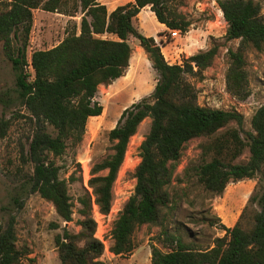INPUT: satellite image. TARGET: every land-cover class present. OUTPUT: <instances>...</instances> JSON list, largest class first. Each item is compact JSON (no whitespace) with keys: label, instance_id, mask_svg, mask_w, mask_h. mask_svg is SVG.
I'll use <instances>...</instances> for the list:
<instances>
[{"label":"trees","instance_id":"trees-1","mask_svg":"<svg viewBox=\"0 0 264 264\" xmlns=\"http://www.w3.org/2000/svg\"><path fill=\"white\" fill-rule=\"evenodd\" d=\"M181 1L132 0L109 11L99 0H0V44L15 72L17 98L33 124L28 151L23 152L33 172L23 190L51 201L64 221L73 220L75 203L69 181L60 176L55 157L81 143L89 117L103 113L104 107L96 99L99 87L127 74L133 54L130 37L139 41L152 68L159 72L154 92L125 108L109 131L111 152L94 163L88 189L78 197L79 231L64 227L55 236L61 264H108L103 260L106 245L97 236L94 213H110L114 184L129 143L147 118L151 124L139 146L141 160L134 171L135 190L111 227L109 251L129 254L135 249L133 238L138 228L165 226L173 204L171 188L181 182L178 168L185 146L195 138H206L200 144L202 162L193 167L198 182L220 195L230 182L255 179L259 192L248 198L233 226L222 224L225 233L210 248L193 247L180 235L163 230L170 246L164 250L153 244L152 264H264V105L252 117V130L243 136V114L199 104L196 87L189 80L204 77L218 56L219 43L185 57L181 64H172L156 39L144 35L133 21L142 8L150 6L160 23L185 34L192 23L176 8ZM260 5L255 0H219L227 22L226 38L239 40L236 49L227 50L226 85L240 100L251 94L246 51L250 47L264 48ZM35 9L69 16L80 12L82 17L79 32L76 26L59 44L34 51L29 61L27 49ZM106 34L115 38L104 37ZM7 127L8 121L0 119L1 136ZM246 148L250 152L248 160L235 162ZM185 172L189 173V167ZM70 181H74L73 175ZM249 204L253 214L246 227L241 219ZM17 241L15 222L10 221L0 231V264L20 262L24 252Z\"/></svg>","mask_w":264,"mask_h":264},{"label":"rangeland","instance_id":"rangeland-1","mask_svg":"<svg viewBox=\"0 0 264 264\" xmlns=\"http://www.w3.org/2000/svg\"><path fill=\"white\" fill-rule=\"evenodd\" d=\"M123 1L127 0H116L115 3ZM255 1L261 4L264 15V0ZM175 6L192 23L185 34L172 37L171 29L164 31L156 16L150 12L140 14L139 20L134 18V24L144 35L154 37L161 46L162 41L166 42L167 47H172L173 43L177 46L178 54L175 58L170 57L166 50L172 64H181L185 57L208 49L214 42L219 43L218 56L214 64L207 68L204 77H189V80L196 87L199 104L242 113L244 116L242 135L245 136L246 131L252 130L251 120L254 113L264 105V48L257 50L250 47L246 51V69L251 94L247 99L240 100L228 91L226 85L227 50L229 47L236 49L239 40L226 38L227 22L220 9L219 0H182L181 4L177 2ZM81 17L80 12L75 16H69L35 9L27 49L28 60L30 61L34 51L49 49L59 44L76 26L79 32ZM104 37L115 38L111 34ZM129 42L133 47V54L127 71L128 83L114 93L108 91L107 87H99L96 99L103 105L104 110L102 116L97 118L98 123L87 122L82 142L77 146H69L65 154L55 157L57 165L60 166V176L69 181V193L75 203L71 222L64 221L53 203L41 197L39 193L23 190L24 183L33 172L32 164L25 163L23 158V152L26 154L29 148L33 124L27 116L29 115L27 109L17 98L15 72L0 44V119L8 121L5 135L0 134V231L10 221L15 222L17 246L24 252L18 264H61L58 260L55 236L62 233L64 227L71 231H79L78 197L88 189L87 182L94 163L101 161L111 152L109 131L115 127L125 108L154 92L159 72L152 68L153 66H149L139 41L130 37ZM28 70L31 71L32 68L28 67ZM150 124L151 119H145L138 132L131 138L125 161L114 184V201L110 213L108 215L94 213L98 222L97 235L106 245L103 257L108 264H149L147 258L153 244L164 250L169 249L170 244L166 241L163 230L180 235L193 247L210 248L217 237L224 235L222 224L237 221L243 208L248 204V198L259 192V189L255 188L257 183L255 179L230 182L220 195L207 190L198 182L193 168L202 162L200 144L207 139L195 138L185 146L178 168L181 182H177L171 188L173 204L165 226L151 228L144 225L135 231L133 239L137 260L126 259L130 258L135 249L130 254L122 255V258L108 260L109 247L112 244L111 227L134 193L136 185L134 171L141 160L139 146L149 132ZM49 129L53 132L52 127ZM249 156V149L246 148L235 162L247 161ZM188 167L189 173L186 174L185 169ZM72 175L74 181H70ZM226 209L234 212L233 220H228ZM252 214L253 206L249 204V209L241 219L243 226L251 224Z\"/></svg>","mask_w":264,"mask_h":264},{"label":"crops","instance_id":"crops-1","mask_svg":"<svg viewBox=\"0 0 264 264\" xmlns=\"http://www.w3.org/2000/svg\"><path fill=\"white\" fill-rule=\"evenodd\" d=\"M99 1H100V3L106 4L107 7H108V10H109V11H112V10H114L117 6L122 5V4H125V3H128V2H131L132 0L123 1L122 3H115L116 0H99ZM143 12H146V13L150 12L151 14L155 15V13L151 10L150 6H146V7L142 8V10L140 11V13L137 15L136 19L139 20V15L142 14ZM160 25H161V27L164 29V31L168 29V27H167L165 24L160 23ZM156 41H157V40H156ZM167 41H168V40H167ZM162 42H163V43H162L163 46H161V49H162V52H163L165 58L169 61V58H168V56H167V54H166V50H168V53H169V56H170V57L175 58L176 55L178 54V53H177V50H178L177 46H175L174 43L172 42V43H173V46H172V47H167V46H166V42H165V41H162ZM168 42H169V41H168ZM139 48H140V47H139ZM180 50L182 51L183 49L180 47ZM144 56H145V58L147 59V61H148V63H149V66L151 67V66H152L151 61L148 59V57H147L146 54H145ZM170 63H173V62H170ZM127 75H128V74H126L125 76H121L120 78H118V79L115 80L112 84H110V85H108V86H104V85H101V86H103V87H107V88H108V89H107L108 91H110L111 93H114V92H116V91L122 89V87H124V86L128 83ZM158 77H159V74H158ZM157 81H158V80H157ZM118 82H119V83H118ZM117 83H118V84H117ZM102 114H103V113H102ZM102 114H101V115H98V116H91V117H89L88 122H89V123L92 122V124H97V123H98V119H97V118L101 117ZM249 180H252V179H249ZM226 210H227V209H226ZM226 210H225V212H226V214H227L228 220H233V218H234V212H231V211H228V210L226 211ZM227 222H228V221H227ZM235 223H236V221H231V222H228V223H226V224H227V226H233ZM109 253H110V256H109V259H108V260H110V261H111L113 258H115V259H116V258H117V259L122 258V257H121L122 255H115L114 253H112V252H110V251H109ZM131 253H132V252H131ZM129 254H130V253H129ZM135 256H137L136 249H135L134 252L131 254L130 258H126V259L131 260L132 258H134V260H137V257L135 258ZM147 259H148V261H149V264H150V263L152 264V261H151V252H150V251H149V255H148V258H147ZM103 260H105L104 257H103ZM140 260H141V258H139L138 261H140ZM105 261H106V260H105Z\"/></svg>","mask_w":264,"mask_h":264},{"label":"built area","instance_id":"built-area-1","mask_svg":"<svg viewBox=\"0 0 264 264\" xmlns=\"http://www.w3.org/2000/svg\"><path fill=\"white\" fill-rule=\"evenodd\" d=\"M181 34V32H180V30H178V29H171V36L172 37H176V36H179ZM96 213H98L97 211H96ZM98 236V235H97ZM99 237V236H98Z\"/></svg>","mask_w":264,"mask_h":264}]
</instances>
